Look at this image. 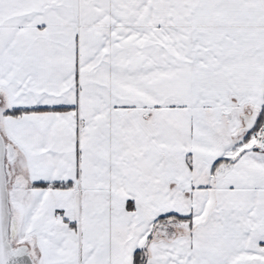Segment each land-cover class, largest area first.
I'll list each match as a JSON object with an SVG mask.
<instances>
[{
  "label": "snow or ice",
  "instance_id": "obj_1",
  "mask_svg": "<svg viewBox=\"0 0 264 264\" xmlns=\"http://www.w3.org/2000/svg\"><path fill=\"white\" fill-rule=\"evenodd\" d=\"M0 264H264V0H0Z\"/></svg>",
  "mask_w": 264,
  "mask_h": 264
}]
</instances>
